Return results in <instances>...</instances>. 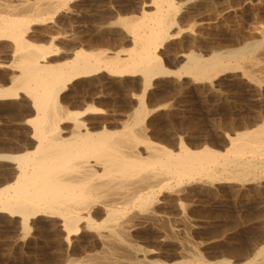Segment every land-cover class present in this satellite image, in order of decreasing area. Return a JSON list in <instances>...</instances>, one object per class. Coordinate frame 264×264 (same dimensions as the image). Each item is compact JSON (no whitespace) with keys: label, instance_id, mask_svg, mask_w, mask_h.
<instances>
[{"label":"bare ground","instance_id":"6f19581e","mask_svg":"<svg viewBox=\"0 0 264 264\" xmlns=\"http://www.w3.org/2000/svg\"><path fill=\"white\" fill-rule=\"evenodd\" d=\"M5 1L0 2V40H9L13 44L9 52V65L16 73L9 77L7 86L0 87V99L14 98L24 92L31 101L34 115L26 120L33 146L27 148L25 145L23 150L18 149L20 152L14 149L17 153H13V150L10 154H0V158L14 164L13 175L0 185V213L20 217L24 232L29 228V220L37 216L56 218L66 239L79 232H93L99 249L89 251L85 240L88 252H82L77 258H68L63 261L64 264H232L226 257L207 261L204 256L205 259L201 257L203 251L200 256L193 248L183 253L180 259L167 261L168 258H160V252L143 247L132 231L143 224L161 226L167 221L159 210L164 203L163 194L171 183L179 185L203 178L209 183L264 180V120L250 129L236 131L232 136L227 134L228 140L223 150L204 144L193 149L183 141L175 144L174 148H168L146 134L144 120L151 111L146 106L145 95L154 77L180 76L181 73L201 82H212L224 70L242 69L240 71L248 81L262 85L264 78L259 77V73V76L254 75L260 72V68H254V74L244 68L246 64H250L249 69L256 67L252 52L264 51V41L256 40L252 45L244 43L238 48L213 52L205 58L189 52L182 56L183 64L176 71H170L165 69L156 50L171 37L169 31L177 21L178 5L175 0H149L148 3L146 0L144 5L152 8V11L146 12L143 8L140 16L122 17L119 20L128 31L131 43V47L123 50V57L117 51L105 55L101 51L77 48L73 49L66 61L47 64L45 58L53 50L33 43L27 37L28 31L31 24L46 19L50 21L61 8L67 7L70 0H14L16 4ZM204 2L192 0L185 5V11L197 10ZM101 69L112 75L139 74L142 77L137 106L120 129L108 130L101 123V129L91 131L87 121L80 118L82 113L68 111L58 101L68 83L89 77ZM64 123L70 125H62ZM96 214L101 216L100 221L95 220ZM255 249L244 261L234 262L264 264V244ZM72 256L77 255L73 253Z\"/></svg>","mask_w":264,"mask_h":264},{"label":"rangeland","instance_id":"374dc122","mask_svg":"<svg viewBox=\"0 0 264 264\" xmlns=\"http://www.w3.org/2000/svg\"><path fill=\"white\" fill-rule=\"evenodd\" d=\"M2 1L4 0H0ZM15 1L5 2L16 4ZM145 1L70 0L67 7L61 8L50 21L46 19L38 24H31L27 37L33 43L53 50L45 58L47 64L66 61L73 49L77 48L101 51L105 55H112L117 51L123 57V50L131 47V43L128 31L119 20L122 17H138L144 9L146 12L152 11V8L150 10L145 6ZM187 1L175 0L179 11L175 17V26L169 31L171 37L156 50L165 69L176 71L184 62L182 56L189 52L208 57L213 52L238 48L244 43L252 45L256 40H261V43L264 41V0H205L199 5L200 8L190 12L185 11V5L192 0ZM148 2L149 0L146 1ZM258 41L256 43H260ZM10 42L0 40V87L7 86L9 77L16 73L9 65V52L13 46ZM252 53L256 67L252 65L249 69L250 64H246L244 69L251 70L250 73L254 74L260 68V72L254 75L259 76V73V77L264 78L261 76L264 75V51L254 50ZM240 70L242 69L224 70L212 82H201L184 73L180 76L170 74L154 77L145 95L146 106L151 111L143 125L147 136L168 148H174L183 141L190 148L194 147L193 149L204 144L223 150L228 135L250 129L252 125L254 127L264 120V83L259 85L248 81ZM141 89V75H112L101 69L89 77L68 83L60 93L58 101L64 109L82 113L80 118L87 121L85 122L90 125L91 131H97L102 126L108 130H116L128 122L127 118L129 119L137 106V96ZM33 112L31 101L24 92L14 98L0 99V154L33 146L30 127L26 124V120L34 115ZM62 125L69 126L70 123ZM234 127H240V130ZM15 150L13 153L20 152ZM13 167V162L0 158V185L5 182L4 179H10L9 176L13 175ZM187 183H171L167 194H163L164 203L160 205L162 212L159 210V213L167 221L160 224L162 227L143 224L136 227L138 230L132 231L136 236L138 233L137 237L134 236L139 237L143 247L160 252V258H168L167 261L180 259L183 253L193 248L199 255L203 251L200 256H204L207 261L226 257L232 264H236L247 259L255 248L264 244L263 179L245 183H209L203 178L189 181L190 186ZM164 204L167 206H163ZM94 218L100 221L101 216L96 214ZM58 224L60 225L56 218L37 216L29 220V228L24 232L20 217L18 219L17 216L1 212L0 264H64L63 261L68 258H77L82 252L99 249L93 232H79L66 239L61 225L58 227ZM85 240L88 250L84 245ZM257 242L258 245H255ZM90 243L93 244L89 245ZM73 253L77 256H72Z\"/></svg>","mask_w":264,"mask_h":264}]
</instances>
